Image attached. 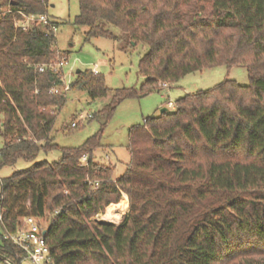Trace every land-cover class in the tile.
Here are the masks:
<instances>
[{
    "label": "trees",
    "instance_id": "16d2710c",
    "mask_svg": "<svg viewBox=\"0 0 264 264\" xmlns=\"http://www.w3.org/2000/svg\"><path fill=\"white\" fill-rule=\"evenodd\" d=\"M78 2L73 24L87 28L86 41L114 38L111 25L148 46L138 62L143 83L116 89L102 109L107 119L122 99L203 68L243 66L249 81L186 93L173 111L132 126L119 176L93 159L98 134L61 148L58 161L13 171L0 180L3 231L59 209L44 235L51 264H264V0ZM46 9L47 0H0V168L57 146L48 135L65 90L54 65L66 53L48 17L23 27ZM69 89L91 100L108 92L92 70L76 72ZM122 194L128 210L119 223L93 218ZM0 254L13 264L25 258L3 234Z\"/></svg>",
    "mask_w": 264,
    "mask_h": 264
},
{
    "label": "rangeland",
    "instance_id": "374dc122",
    "mask_svg": "<svg viewBox=\"0 0 264 264\" xmlns=\"http://www.w3.org/2000/svg\"><path fill=\"white\" fill-rule=\"evenodd\" d=\"M78 13V0H47L46 15L49 20L56 22L55 47L66 53V61L61 67L63 87L75 79L77 70H92L103 75L108 92L103 97L91 100L85 91L65 90V103L57 111L48 135L50 142L57 146L49 149L40 147L33 159L18 158L13 164L2 166L0 180L15 170L27 168L34 162L58 161L62 157L61 148L79 147L94 134H98L99 146L92 152L93 159L102 164H112L113 176H119L130 159L127 144L129 130L132 126L143 125L144 119L158 116L161 108L173 111L175 106H168V101L174 103L177 98L182 97L188 91L193 93L197 90H206L224 79H234L241 85L248 84L247 69L243 66L218 65L203 68L166 86L161 83L160 89L151 90L137 97L122 99L107 119L102 109L112 101L115 90L134 88L138 91L143 83V77L138 73V62L147 52L148 46L141 42L134 45L125 34L111 25H108V28L114 34V38L98 37L86 41L84 34L87 28L73 24ZM79 114L86 118L78 121ZM88 115H93V117H87ZM1 118L0 116V121ZM73 121H78L75 127L71 126ZM43 143V141L40 142V144ZM3 144V138L0 136V148ZM123 195L126 196L122 194L121 201L124 200ZM105 209L93 218L106 222L100 217ZM127 210L128 198L127 208L120 212V218L117 221L107 222L119 223L122 214ZM50 217L51 213L45 214L42 222L48 223ZM0 234H3L1 223ZM20 264L34 263L23 258Z\"/></svg>",
    "mask_w": 264,
    "mask_h": 264
},
{
    "label": "built area",
    "instance_id": "2783aa9c",
    "mask_svg": "<svg viewBox=\"0 0 264 264\" xmlns=\"http://www.w3.org/2000/svg\"><path fill=\"white\" fill-rule=\"evenodd\" d=\"M35 19L41 20L43 22H47L46 15H40L39 17L35 16H27L23 22V27L26 29L30 22L34 21ZM66 59L61 58L58 63L54 65L55 68H61L63 63H65ZM39 69L42 70L43 67L39 66ZM95 72V71H94ZM63 81V76H62ZM64 82V81H63ZM163 86H166V83H162ZM64 90L68 89V85L63 87ZM57 91L56 89H54ZM168 106L173 107L174 103L172 101H168ZM87 117H90L88 115ZM78 121L86 118L82 114L77 116ZM78 121L71 122V126L75 127ZM87 154L84 153L81 155L79 159V165H85L87 163ZM97 185V182L94 183ZM1 201V197H0ZM59 212V209H56L52 215H55ZM2 217V210L0 206V220ZM43 217H36L33 215H25L20 217V223L18 228L15 231H3V237L5 239L10 240L17 248H19L25 254V258L31 260L34 264H51L49 258V250L45 243L44 235L46 232L47 224L43 223Z\"/></svg>",
    "mask_w": 264,
    "mask_h": 264
},
{
    "label": "bare ground",
    "instance_id": "6f19581e",
    "mask_svg": "<svg viewBox=\"0 0 264 264\" xmlns=\"http://www.w3.org/2000/svg\"><path fill=\"white\" fill-rule=\"evenodd\" d=\"M127 208V202H121L118 204L109 205L103 214H101V219L104 221H117L120 218L119 212L125 211Z\"/></svg>",
    "mask_w": 264,
    "mask_h": 264
},
{
    "label": "water",
    "instance_id": "95a60500",
    "mask_svg": "<svg viewBox=\"0 0 264 264\" xmlns=\"http://www.w3.org/2000/svg\"><path fill=\"white\" fill-rule=\"evenodd\" d=\"M80 70H77L76 72H79ZM166 110V108H161L160 112H164ZM0 259L4 260L5 262H7L8 264H13L12 261L8 258H6L5 256L0 254Z\"/></svg>",
    "mask_w": 264,
    "mask_h": 264
},
{
    "label": "crops",
    "instance_id": "0c3cea01",
    "mask_svg": "<svg viewBox=\"0 0 264 264\" xmlns=\"http://www.w3.org/2000/svg\"><path fill=\"white\" fill-rule=\"evenodd\" d=\"M185 91H186V90H185ZM186 93H189V91H188V92H186ZM123 199H124V200H123V201H121V202H124V201H126V202H127V198H126V196H124V195H123ZM121 202H119V203H121ZM111 204H118V203H111ZM111 204H110V205H111ZM121 212H123V211H121ZM119 215H120V212H119Z\"/></svg>",
    "mask_w": 264,
    "mask_h": 264
}]
</instances>
